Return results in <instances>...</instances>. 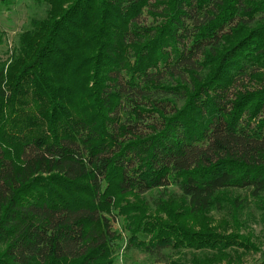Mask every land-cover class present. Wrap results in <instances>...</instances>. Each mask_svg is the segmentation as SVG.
Segmentation results:
<instances>
[{"label": "trees", "instance_id": "obj_1", "mask_svg": "<svg viewBox=\"0 0 264 264\" xmlns=\"http://www.w3.org/2000/svg\"><path fill=\"white\" fill-rule=\"evenodd\" d=\"M36 3L0 61V264H241L197 220L264 217V0Z\"/></svg>", "mask_w": 264, "mask_h": 264}, {"label": "rangeland", "instance_id": "obj_2", "mask_svg": "<svg viewBox=\"0 0 264 264\" xmlns=\"http://www.w3.org/2000/svg\"><path fill=\"white\" fill-rule=\"evenodd\" d=\"M43 16V8L36 0H0V31L5 34V43L0 46V61L6 62L11 56V46L18 33L23 30L29 14ZM224 214H211L208 219H198L197 224L208 225L215 232L236 233L248 241L247 249H238L233 261L241 264H262L264 260V217L257 214L254 208L242 213H232L231 218ZM237 217V218H236ZM235 220H231L234 219ZM123 219L113 220L112 229L121 236L123 244L127 233L123 230ZM153 260L145 254L131 252L127 256L119 254L114 264H152ZM238 263V262H237ZM224 264V263H223Z\"/></svg>", "mask_w": 264, "mask_h": 264}]
</instances>
